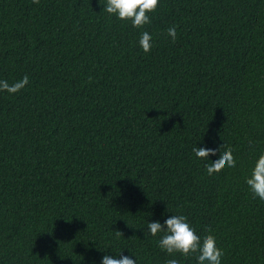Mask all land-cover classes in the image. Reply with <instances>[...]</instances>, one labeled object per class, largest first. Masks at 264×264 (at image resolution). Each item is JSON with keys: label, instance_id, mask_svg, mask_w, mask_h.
Returning a JSON list of instances; mask_svg holds the SVG:
<instances>
[{"label": "trees", "instance_id": "1", "mask_svg": "<svg viewBox=\"0 0 264 264\" xmlns=\"http://www.w3.org/2000/svg\"><path fill=\"white\" fill-rule=\"evenodd\" d=\"M150 18L0 0V80L29 77L0 92V264H197L145 239L171 215L213 235L221 264H264V202L246 184L264 153V0H159ZM223 145L236 166L208 176Z\"/></svg>", "mask_w": 264, "mask_h": 264}, {"label": "clouds", "instance_id": "2", "mask_svg": "<svg viewBox=\"0 0 264 264\" xmlns=\"http://www.w3.org/2000/svg\"><path fill=\"white\" fill-rule=\"evenodd\" d=\"M35 5L40 4V0H32ZM103 6V12L109 16H114L122 22H130L136 29H143L151 23L150 15L155 13L159 7V0H100ZM167 35L175 43L177 38V26L173 25L167 29ZM139 45L145 54L151 52L152 36L143 31ZM29 84V77L25 75L21 80L9 84L7 80H0V92H7L15 95L23 90ZM221 151L220 158L214 162L205 165L208 176L219 174L223 169L234 168L236 160L231 147ZM195 156L202 161H208L210 156H216L217 151L208 148H194ZM246 184L252 194V198H259L264 202V153L256 160L250 176L246 179ZM69 222V221H68ZM148 231L144 233L145 239L149 236L158 237L159 248L166 252L169 256L175 257L179 255L182 258H189L195 255L197 264H221L224 252L217 246L216 239L209 234L201 238L196 230L188 223V219L184 215H171L164 221L149 222ZM207 231L210 233L211 228ZM119 235L123 234L117 231ZM163 235H160V234ZM102 264H137L136 260L127 256H121L120 259H113L110 256H104ZM166 264H180L176 258L168 259Z\"/></svg>", "mask_w": 264, "mask_h": 264}]
</instances>
